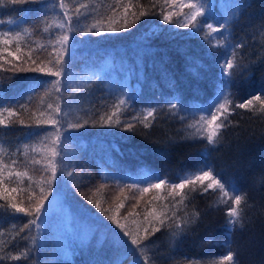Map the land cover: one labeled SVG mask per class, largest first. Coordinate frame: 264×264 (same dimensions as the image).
I'll return each mask as SVG.
<instances>
[{
  "label": "trees",
  "instance_id": "obj_1",
  "mask_svg": "<svg viewBox=\"0 0 264 264\" xmlns=\"http://www.w3.org/2000/svg\"><path fill=\"white\" fill-rule=\"evenodd\" d=\"M63 3V9L58 7L46 16L41 15L40 6L33 3L0 6V20L3 21L0 23V40L3 32H22L20 40H10L8 45L0 43V89H3L0 95L5 98V107L18 112V116L13 117L6 112L0 115L6 123L11 122L9 128L0 127V167L5 169V183L0 187V194L5 199L0 203L13 202L15 197L14 202L27 207L30 198L38 197L39 182L50 172V169L46 172L45 167L50 163L56 135L51 125L38 128L36 122L53 116L58 105L65 110L60 116L62 123L88 121L89 125L99 124L103 117L107 124V117L116 111L113 105L118 104V98L126 91L133 106H125L117 112L112 122L119 119L137 126L131 132L118 127L89 126L69 133L71 141L60 145L66 163L71 164L67 171L73 175H65L60 180V187L54 189L55 195L49 200L57 203L70 222L73 220L92 230L85 245L79 247L72 240L64 239L66 255L54 256L56 239L51 230L57 231L59 220L54 214L44 220L37 234L35 251L30 256L18 261L6 259L0 264H135L137 259L142 264L145 258L148 264H212L213 261L219 264L228 250L234 254L231 264H264L262 105L254 102L250 110L236 109L234 112L230 108L232 123L227 130H220L222 139L206 160L202 155L206 140L189 135L191 130L187 123L193 122L190 116L185 123L166 104H161L154 114L156 119L148 118L153 127L146 129L139 122L145 109L173 96L182 98L185 108L210 103L220 72L217 65L222 64L226 55L232 58V46L237 44H243V47L234 50V62L245 65L250 71H237L233 76V102L246 101L253 94L264 93V0H243L245 6L239 10L236 20L227 26V31L213 33L207 38L204 35L208 31L206 28L192 36L189 35L191 25L188 28L174 26L184 21L182 13L189 12L188 8L181 7L187 0H63ZM212 3L218 22L230 13L237 0H212ZM81 4L87 7L80 8ZM124 6L129 8V30L107 33L103 38L85 37L82 43L74 45L73 82L67 90L63 77L12 69L13 64L25 69L34 67L29 57L37 60L41 67H51L48 61L55 58L53 45L61 32L58 25L67 27L69 17L73 26L78 24L82 28L93 23L98 27L107 26L111 17L116 21L113 26L123 28ZM77 8L80 9L79 19ZM141 10L157 14L146 15L133 24L132 13L138 14ZM161 12H172L173 23H161ZM22 19L26 23H19ZM9 20L13 24H8ZM18 45L20 51L16 56L20 59L16 60L8 53L15 52ZM190 67L199 73L198 78L188 71ZM32 77L41 81L59 80L61 90L58 92L54 84H46L30 93L27 86ZM170 80L175 81L174 88L170 86ZM20 120L24 121L23 125ZM38 132L47 135H33ZM13 160L17 161L16 165H12ZM203 162L211 164L222 181L234 184L244 197L238 208L241 213L238 224L228 222L231 219L226 216L228 205L217 204V193L211 190L206 195L192 193L181 204L178 203L181 197L170 195L168 188L140 193L123 187L146 179L147 169L174 178ZM9 170L27 171L28 176L17 182L15 176H7ZM5 188L8 191H4ZM11 188H17V191L9 195ZM94 202L100 203L109 215H115L122 203L117 219L126 230L136 233L139 229L141 235L147 226L144 217L150 209L157 213L174 211L178 221L190 222L178 237H174L172 231L162 229L151 237L143 254L137 257L124 247L113 245L111 234L102 227L111 222ZM228 204H231L230 200ZM28 219L23 214L15 217L0 215V256L31 247L30 237L22 240L17 235ZM105 239L107 242L102 243Z\"/></svg>",
  "mask_w": 264,
  "mask_h": 264
},
{
  "label": "snow or ice",
  "instance_id": "obj_2",
  "mask_svg": "<svg viewBox=\"0 0 264 264\" xmlns=\"http://www.w3.org/2000/svg\"><path fill=\"white\" fill-rule=\"evenodd\" d=\"M119 2V0H118ZM33 3L40 6L39 13L43 16H46L49 11H55L58 7L60 9L64 8L63 0H3V5L8 4L17 5ZM245 5L243 0H237V3L234 4L230 13L222 17L218 22L215 17V5L212 3V0H187V3L182 4L181 7H186L189 9V12L182 13L184 21L177 22L175 27L188 28L191 25L192 31L189 35L195 36L204 28L208 31L204 34L205 38L211 36L213 33L226 32L227 26L230 22L235 21L239 10ZM87 5L81 4L80 8H86ZM25 11H28L25 9ZM77 19L80 16V9H76ZM129 13V8L124 6L123 9V28H117L113 26L116 21H113L109 17V23L107 26L98 27L97 23L88 25L87 27H79L77 24L73 26L71 23V18H68L67 27L65 24H60L58 27L61 29V32L56 37V42L53 45V50L55 51V58L49 59L48 63L51 67H41L37 63V60H31L34 67H28L25 69L22 66L16 64L12 65V69L16 71H30V72H46L49 76L54 77H63L67 82L65 85V90H67L68 85L73 82L71 78V59H72V49L75 44L82 43L85 37L91 38L94 36L104 37V34L107 33H118L120 31H127L130 28V25L127 20V15ZM156 12H148L141 10L137 14L136 12L132 13V16L135 18L133 24H135L140 18L145 17L146 15H156ZM161 16V23L172 24L171 17L172 12L159 13ZM67 16V13H65ZM200 17L198 20L197 18ZM39 19V17H37ZM0 23H3L0 20ZM19 23H26L25 20L19 21ZM8 24H13L12 20L8 21ZM159 26V25H157ZM27 31V30H25ZM3 39L0 40V43L8 45L10 40H20L22 38V32H3ZM243 44L233 45V53L231 57L226 55L223 59L222 64L217 66L220 68L217 87L212 101L206 105H199L194 108H185L183 105L182 98L173 96L166 101H158L156 106H149L142 113L143 119L139 120L143 124L144 128H151L153 124L149 122V117H152L153 120L156 119L155 112L158 108L161 107V104H166L168 109L184 120L187 123V118L190 116L193 120L192 123H187V128L191 131L189 135L193 137H199L203 140H206L205 151L202 152V155L207 159V156L210 155L211 151L215 150V145L220 143L222 135L220 133L221 129L227 130L231 125V120L229 116L231 112H234L236 109H249L254 102H258L262 105V110H264V93L253 94L251 98L246 101L233 102L231 94V86L233 84V76L237 71L243 73L245 71H250L245 65L238 64L234 62V50L236 48H242ZM20 51L19 45L17 46L15 52H9L8 55L12 56L13 59L19 60L20 58L16 56V53ZM41 64L43 61L40 62ZM231 70V71H230ZM189 72L193 74L194 77L199 76V73L195 68H189ZM46 84H54L56 91H60V81H41L36 77H32L29 80L27 90L30 93H35L37 89ZM169 84L171 87H175V81L170 80ZM3 92V89H0V93ZM125 106H133L132 98L127 94V92H122L121 96L118 98V104L113 105L116 109L111 115L107 117V124H105L103 117L99 124L92 123L89 125L88 121L84 122H61L60 116L61 113L65 110L62 109L59 105L54 109V115L48 117L45 120H38L36 122V127H41L42 125H51L55 128L56 141L53 142L52 148V157L50 158V163L45 167V171L50 172L46 175L39 183V195L35 200L30 198L29 206H21L19 203L14 202L15 197L12 198L13 202L10 203H0V215L7 216H17L23 214L24 216L29 217V219L19 228L17 235L20 236L22 240L28 239L30 237L31 247L27 248L24 251H21L16 254L9 253L6 256H0V261L3 260H12L18 261L22 257H28L32 252L35 251V245L37 244V234L39 233L42 224L44 223V217L48 212V206L51 204L49 197L55 195L54 189L60 187V180L67 175L71 177L72 172L67 171V168L71 166L70 162L66 163V157L62 155V152L59 150L60 145L65 142H70L72 137L69 133L73 131H79L85 129L86 127H118L125 131H133L136 128V123L128 122L123 123L119 119L112 122L113 116L117 115V112L124 109ZM23 107V106H21ZM52 105H49L51 108ZM231 108V112H230ZM4 112L8 114L9 117L18 116V112L10 107H5V98L3 95H0V115ZM43 115V113H41ZM66 115V112H65ZM198 115V119H196ZM134 120L139 119L138 117H133ZM21 125L24 124L23 120H20ZM31 127L32 125H25ZM0 127L9 128L11 127V122L6 123L4 119H0ZM34 136H46V133L38 132L34 133ZM126 139V138H125ZM208 146H212L209 148ZM59 157L57 160L56 158ZM33 163H39L38 161H33ZM17 161L13 160L12 165H16ZM5 169L0 167V187L4 186L5 183ZM146 179L141 182H136L133 184H125L123 187L128 189H136L140 193H148L152 190L160 191L161 189L168 188L170 189V195L180 196L181 199L178 203L183 204L186 198H189L192 193H198L199 195L209 194L210 190L213 193H217V204L225 205L227 204L226 216L231 218L228 222L235 225L240 222L241 213L238 211L239 206H241L244 197L239 194V189L231 183H226L222 181L219 175L214 171V168L211 164L203 162L201 165H198L195 169L185 170L182 174H177L174 178H169L166 175L159 174L152 169H147ZM9 178L15 176L17 182L19 178L28 176L27 171H12L9 170L7 173ZM29 179H31L29 177ZM11 182V181H10ZM143 185V186H141ZM199 185V187H197ZM185 189H188V192H185ZM8 191V189H4ZM17 188H11L9 195L16 192ZM5 197L0 194V200H4ZM231 201V204H228V201ZM92 202V201H90ZM190 202H193L190 200ZM95 207L99 209L107 218V221L111 223H105L102 227L106 230L107 233L111 234L112 243L114 246L124 247L127 252L135 253L137 257L141 256L144 252L147 242L151 240V237L155 236L156 233L161 232L162 229H167L172 231L174 237L180 236L185 228L187 223L190 221L185 220L183 223L176 219V214L172 212H160L157 213L155 209H150L147 211V214L144 217V221L147 226L143 228V234L141 235L139 229L136 233H132L126 230V226L117 219L119 215V208L123 207L121 203L115 215H109L106 210L101 208L100 203L94 202ZM115 225V228L112 227ZM119 229L120 231H117ZM27 232L28 235H20L21 233ZM122 233V234H121ZM2 234V233H0ZM124 237H128V240H125ZM107 239L102 241L106 243ZM234 261V254L231 250H228L223 256L222 260L219 261V264H231ZM135 264H141V261L137 259ZM142 264H148L147 258H145ZM212 264H217L213 261Z\"/></svg>",
  "mask_w": 264,
  "mask_h": 264
},
{
  "label": "rangeland",
  "instance_id": "obj_3",
  "mask_svg": "<svg viewBox=\"0 0 264 264\" xmlns=\"http://www.w3.org/2000/svg\"><path fill=\"white\" fill-rule=\"evenodd\" d=\"M101 67L104 68L105 65H102ZM54 214H57L59 220L57 222L58 223L57 231L56 230L54 231L53 229L51 230V234H53L54 238L56 239L55 248H54V252L56 251V253L53 252L54 253L53 255L54 256H56V254L62 256L66 255V251L64 250L66 243L64 242V239L72 240V242L79 247L85 245V243L88 241L90 237L92 230L89 228H84L82 225L76 223L73 220H71L72 222H70L66 218L63 211L59 209L57 203L51 202V204H49L48 206V212L45 215L44 220L48 217H49L48 219H50Z\"/></svg>",
  "mask_w": 264,
  "mask_h": 264
}]
</instances>
